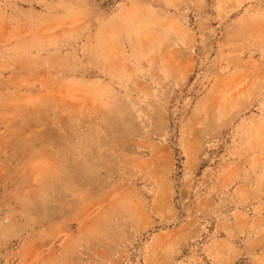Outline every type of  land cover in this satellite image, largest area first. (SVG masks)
I'll return each mask as SVG.
<instances>
[{
  "label": "rangeland",
  "instance_id": "1",
  "mask_svg": "<svg viewBox=\"0 0 264 264\" xmlns=\"http://www.w3.org/2000/svg\"><path fill=\"white\" fill-rule=\"evenodd\" d=\"M0 264H264V0H0Z\"/></svg>",
  "mask_w": 264,
  "mask_h": 264
}]
</instances>
